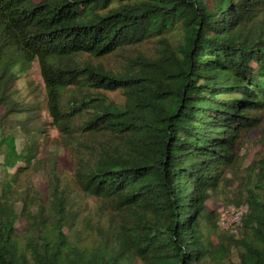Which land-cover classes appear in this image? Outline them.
<instances>
[{
    "label": "trees",
    "instance_id": "1",
    "mask_svg": "<svg viewBox=\"0 0 264 264\" xmlns=\"http://www.w3.org/2000/svg\"><path fill=\"white\" fill-rule=\"evenodd\" d=\"M34 61L72 158L47 198L19 187L53 154L15 84ZM0 122V264H264V154L237 232H205L264 126V0H0Z\"/></svg>",
    "mask_w": 264,
    "mask_h": 264
},
{
    "label": "rangeland",
    "instance_id": "2",
    "mask_svg": "<svg viewBox=\"0 0 264 264\" xmlns=\"http://www.w3.org/2000/svg\"><path fill=\"white\" fill-rule=\"evenodd\" d=\"M16 88H18V96L25 97L28 99H35L36 102H39L40 109H36L31 112V115H35L38 117V120L41 121L43 124V129L47 132V137L49 139V147H51L52 155L45 156V153H42L41 159V170L38 171H31L30 174H26L21 176V181L19 187L22 188L27 184L33 185L34 189H38L41 192V196L43 198H47L49 194L48 190V180L47 177L51 178V174L49 169L46 165L47 157L56 158L59 171H61L62 175L66 178H70L72 176V158L67 148H65L62 144V136L59 130L52 125L50 122V117L47 108H45L46 104V90H45V83L40 72V67L37 61H34L30 64L26 69L21 70L20 74L18 75V79L16 80ZM109 94L115 97L118 100H121L122 95L119 91L109 92ZM1 123V122H0ZM8 129L7 123L2 122L0 125V132L6 131ZM249 137L246 139L245 144L242 148L243 153V164L241 174L239 176H235V185H234V193L235 196L228 199L226 197H214L208 201L207 206L209 209H215L218 213V227L213 228L208 227L205 232L209 234L213 241H217L218 233L222 232V228L220 227V213L223 209L230 205L240 206L245 205L242 201L237 203L238 201L242 200V185L246 181L247 166L250 165L254 159L262 156L264 154V126L262 128H257L251 130L249 133ZM3 155H0V189L1 183L4 180V169L2 167V160ZM16 166V165H14ZM14 169V168H13ZM86 208H94L96 200L92 197H88L85 199ZM25 224V220L23 218H19L17 222V231L22 233L23 226ZM233 259L237 260V253L234 251ZM134 264H144L141 260L137 259Z\"/></svg>",
    "mask_w": 264,
    "mask_h": 264
},
{
    "label": "built area",
    "instance_id": "3",
    "mask_svg": "<svg viewBox=\"0 0 264 264\" xmlns=\"http://www.w3.org/2000/svg\"><path fill=\"white\" fill-rule=\"evenodd\" d=\"M247 210V205H230L226 207L220 213V227L223 230L237 232L238 225L242 222L243 216Z\"/></svg>",
    "mask_w": 264,
    "mask_h": 264
}]
</instances>
